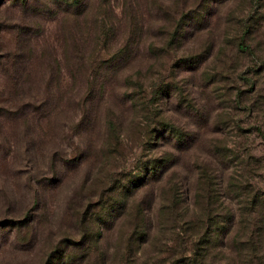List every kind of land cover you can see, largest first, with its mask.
<instances>
[{
	"label": "rangeland",
	"instance_id": "1",
	"mask_svg": "<svg viewBox=\"0 0 264 264\" xmlns=\"http://www.w3.org/2000/svg\"><path fill=\"white\" fill-rule=\"evenodd\" d=\"M206 3L160 50L180 16ZM252 16L261 20L253 39L242 33ZM209 41L198 66H171ZM125 76L145 78L152 94L158 79L172 81L185 98L148 89L150 115L135 112ZM107 108L121 126L111 152ZM158 119L185 141L153 139ZM164 154L175 163L128 201L143 208L147 236L127 245L119 217L100 236L92 227L86 250L89 202ZM171 189L186 211L177 214ZM229 216L205 244L209 224ZM192 249L196 264H264V0H0V264H44L63 250L68 264H187Z\"/></svg>",
	"mask_w": 264,
	"mask_h": 264
},
{
	"label": "trees",
	"instance_id": "2",
	"mask_svg": "<svg viewBox=\"0 0 264 264\" xmlns=\"http://www.w3.org/2000/svg\"><path fill=\"white\" fill-rule=\"evenodd\" d=\"M23 3L25 0H22ZM207 1V0H206ZM210 0H208L209 2ZM77 0H70V3L75 6V3ZM205 3V2H204ZM202 5V4H201ZM210 4L202 5L200 8V12H195L192 15L182 14L180 16V19L176 22L174 26V30L170 34H168L167 43H165L164 46H161L159 48L160 50H167L169 47H171L172 42L177 39L178 36H183L185 34L184 27H186L188 24L191 25L192 23H196L201 17H202V10H206L210 7ZM181 21H184L181 24ZM260 24L261 20L258 21V19H254L253 16L250 17L245 24L242 26L243 30L242 33L246 34L249 38H254L257 33H259L260 30ZM101 31L104 33V29H101ZM241 46V45H240ZM238 45L239 51H243L242 48H240ZM131 45L128 42H124L118 49L115 50V56L118 58H122L126 53H128V50L130 49ZM152 49V46H150V51ZM212 49L211 42H206L203 47L200 49L199 52H195L194 54H191L189 56H183L180 58H177L174 60L171 66L181 68V69H190L192 67L198 66L201 62L206 59V57L209 55L210 51ZM107 62V60H106ZM109 64L111 65L114 63L113 58L108 59ZM123 63V62H122ZM120 63V65L122 64ZM108 65V66H110ZM107 66V65H105ZM145 78L143 77H132V76H125L123 78L125 82V90L123 92L124 100L128 103L129 107L135 111L139 112L145 115H150L149 107L151 105V95L149 97H146V93L148 92V89H151L150 93L153 92V87L149 88L148 85L144 83ZM155 85L154 87V93L152 94L154 97L161 99V98H167L171 95H174L175 98L179 101L183 100L185 97L183 96L182 89L174 82H162V80L158 79L156 83H153ZM152 96V97H153ZM29 105H32L28 103ZM27 111H31L30 108L27 109ZM135 118V117H134ZM134 119H132L133 121ZM116 121V122H115ZM158 125L160 126L159 130L152 129L149 130L150 135H153L152 137H155L153 139H158V137H162L164 133L169 135L170 141L174 143V145L179 146L180 141L184 140V133L180 130L175 128L174 126L164 123L162 120H157ZM104 127H105V134L102 141L103 148L107 151L109 148L115 149L118 142L120 141V130L117 120H114L113 113L110 109H105L104 111ZM182 142V143H183ZM148 143V142H147ZM150 144H153L152 142H149ZM111 152V150L107 151ZM175 160V159H174ZM52 161L50 162V164ZM174 164L175 162H172V159L170 157H167V154H164L160 158H152V159H144L143 161L138 162L134 165V170L131 171V173L125 174L122 176V178H116L113 179L112 182L101 189L98 193V196L96 197V200L92 201L90 204V207L87 208L85 212V219L87 220V227L83 228V233L85 235L84 239L86 238L87 247L86 250H88V242L91 240L90 237H93L94 234L92 231V227L96 228V233H98L100 236L101 228L105 226L107 223H111L115 221L116 219H119V217H123L125 219V222L129 225V232L127 237V245H130L131 242H129L130 238L134 237L135 240H138L139 238H143L147 236L148 234V227L146 226L145 218H144V210L141 208L140 204L136 205H130L128 203L129 199L133 196L134 192L138 190L141 187H144L147 185V183L150 180H154L159 175L167 169V167L171 164ZM171 194V202L173 204H176V210L177 214L178 212H181L182 210L186 211L187 207L180 206V200L179 195L180 191H177L176 189L170 190ZM184 196V195H183ZM161 204V203H160ZM149 206V203L146 207ZM166 207L165 205L161 204V208ZM166 209V208H165ZM166 212H171V209H166ZM230 220L231 216H229L226 219V222L224 223V226H216V222L210 223V228L206 231L205 235L208 234L209 236L205 244H209V240L211 239V235L215 231H220L226 226L229 228L230 226ZM185 224L191 225L189 221H183ZM216 226V227H215ZM214 227V228H213ZM104 228V227H103ZM196 252L191 250V255L188 256L190 261H188L187 264H196ZM187 256V255H183ZM50 259H53L52 261ZM127 258H125L126 260ZM55 260V261H54ZM189 260V259H186ZM62 264V263H70V256L69 252L63 250L59 254H54L51 258H48L45 260L44 264ZM184 264V263H183Z\"/></svg>",
	"mask_w": 264,
	"mask_h": 264
}]
</instances>
